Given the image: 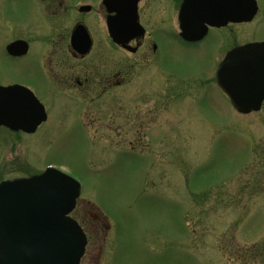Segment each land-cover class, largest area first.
Wrapping results in <instances>:
<instances>
[{
  "label": "rangeland",
  "instance_id": "1",
  "mask_svg": "<svg viewBox=\"0 0 264 264\" xmlns=\"http://www.w3.org/2000/svg\"><path fill=\"white\" fill-rule=\"evenodd\" d=\"M246 31L252 40L264 27ZM219 37L206 51L165 54L182 79L149 116V137L57 124L32 145L25 139L34 172L53 166L82 185L73 216L89 241L80 264H264V108L242 114L217 87ZM146 71L158 74L155 64ZM171 82L166 75V91Z\"/></svg>",
  "mask_w": 264,
  "mask_h": 264
},
{
  "label": "flooded vegetation",
  "instance_id": "2",
  "mask_svg": "<svg viewBox=\"0 0 264 264\" xmlns=\"http://www.w3.org/2000/svg\"><path fill=\"white\" fill-rule=\"evenodd\" d=\"M204 1L192 0V7L198 11ZM257 1L251 21L206 23L203 37L187 41L179 19L184 0H0V181L37 173L28 166L25 139L32 145L33 136H48L57 124L80 126L91 136L106 129L149 137V116L171 101L166 97L177 96L182 79L165 68V54L177 47L206 51L216 34L225 48L219 65L232 48L264 41V34L245 38L250 24L264 27ZM203 19L194 14L196 35ZM149 64L157 66V76L146 71ZM166 75L175 83L167 91ZM154 77L156 93L150 92ZM39 118L35 129H26Z\"/></svg>",
  "mask_w": 264,
  "mask_h": 264
},
{
  "label": "water",
  "instance_id": "3",
  "mask_svg": "<svg viewBox=\"0 0 264 264\" xmlns=\"http://www.w3.org/2000/svg\"><path fill=\"white\" fill-rule=\"evenodd\" d=\"M192 8L191 0H185L180 12L182 36L188 40L193 39ZM202 9L204 21L221 26L229 20H251L257 6L255 0H205ZM263 60L264 42H252L232 49L217 70L219 86L240 112L261 106ZM41 119L26 129H35ZM80 194L78 180L51 166L1 181L0 264H80L87 236L70 216Z\"/></svg>",
  "mask_w": 264,
  "mask_h": 264
}]
</instances>
